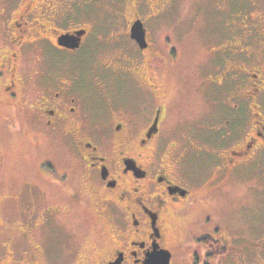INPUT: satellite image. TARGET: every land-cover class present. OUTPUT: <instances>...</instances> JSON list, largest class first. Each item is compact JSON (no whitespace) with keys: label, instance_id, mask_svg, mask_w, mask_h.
<instances>
[{"label":"flooded vegetation","instance_id":"obj_1","mask_svg":"<svg viewBox=\"0 0 264 264\" xmlns=\"http://www.w3.org/2000/svg\"><path fill=\"white\" fill-rule=\"evenodd\" d=\"M180 1L0 0V110L11 118L27 113L35 133L66 145L84 187L71 197L89 228L104 234L85 256L82 245L68 246L52 262L37 254L33 233L39 215L43 226L58 223L60 208L30 206L23 234L0 239V264H144L161 251L170 264H264L262 232L252 240L258 248L226 257L228 240L214 215L181 228L200 192L245 181L247 192L264 193V0H247L235 27L214 42L215 70L201 76L200 89L211 84L222 94L230 127L217 134L226 153L225 144L213 145L214 164L201 179L189 165L197 143L171 141L162 74L175 50L158 34ZM98 4L104 21L94 14ZM138 20L142 43L131 33ZM103 53L112 57L98 68L79 67ZM0 225L10 218L0 215Z\"/></svg>","mask_w":264,"mask_h":264},{"label":"rangeland","instance_id":"obj_2","mask_svg":"<svg viewBox=\"0 0 264 264\" xmlns=\"http://www.w3.org/2000/svg\"><path fill=\"white\" fill-rule=\"evenodd\" d=\"M105 9L100 4L94 6L97 22L106 19ZM247 10V0H181L166 25L159 30V37L167 35L169 38L165 48L175 50V55L167 54L162 66L169 105L168 119L174 129L171 141L181 145L183 137H191V141L197 143L192 147L197 152L189 156V165L198 179L209 173L214 164L215 158L210 157L213 145L225 144L218 141V131L230 130L226 123L227 113L220 103L222 94L211 84L205 91L200 89L204 79L201 76L215 70L219 53H213L214 42L227 36L228 31L235 27L237 16ZM108 55H87L78 65L86 71L89 64L98 68L103 61L111 59L112 56ZM92 99L95 109L97 98L94 95ZM2 112L0 110V215L10 218L11 225H0V239L10 242L9 236H20L27 224L29 207H41L47 203L59 206L61 211L56 212L58 223L49 220L43 226L42 216L37 218L38 225L33 233V239L39 246L37 254L43 258L47 254L55 262L68 246L82 245L81 255L85 256L86 247L91 249L98 244L99 239H104V234L96 228H89L81 214L84 211L79 200L74 201L71 197L83 192L84 187L80 172L73 169L69 150L45 133H35L27 113L19 111L13 115L15 118H11ZM198 125L201 128L198 129ZM244 183L232 181L219 191L198 193V200L192 203L190 215L181 223V228L193 226L202 215L212 214L223 225L228 240L225 245L230 252L226 257L258 248V243L252 240L259 232L264 235V193L247 192ZM244 237L251 239L246 241ZM16 244L25 245L23 238ZM260 257L263 261L264 251ZM80 261V258L74 260L77 264Z\"/></svg>","mask_w":264,"mask_h":264},{"label":"water","instance_id":"obj_3","mask_svg":"<svg viewBox=\"0 0 264 264\" xmlns=\"http://www.w3.org/2000/svg\"><path fill=\"white\" fill-rule=\"evenodd\" d=\"M144 31L143 23L138 20L133 26H132V37L136 38L140 43L144 40ZM67 37V36H66ZM151 135L148 134V137ZM144 264H170V255L166 253L165 251H161L156 254H150L148 259L144 262Z\"/></svg>","mask_w":264,"mask_h":264}]
</instances>
